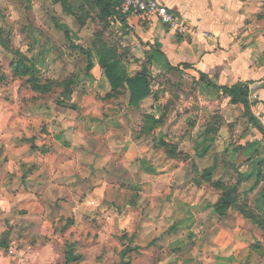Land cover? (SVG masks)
<instances>
[{
    "label": "rangeland",
    "instance_id": "obj_1",
    "mask_svg": "<svg viewBox=\"0 0 264 264\" xmlns=\"http://www.w3.org/2000/svg\"><path fill=\"white\" fill-rule=\"evenodd\" d=\"M99 5L0 0V102L25 110L34 132L44 131L42 152L76 158L81 173L73 178L94 187L73 207L55 202L54 233L34 237L29 246L45 261L34 262L148 264L152 256L144 251L161 254L172 238L161 245L136 237L195 235L201 226L189 230L171 220L173 206L182 219L193 209L184 203L203 201L209 210L204 231L222 224L235 236L231 247L251 251L263 264V134L239 106L178 69L175 59L150 57L141 43L135 51L123 25ZM257 17L264 21V0ZM112 60L129 76L148 79L149 96L138 105H131L128 88L113 89L105 72ZM8 241L4 235L0 248Z\"/></svg>",
    "mask_w": 264,
    "mask_h": 264
},
{
    "label": "crops",
    "instance_id": "obj_2",
    "mask_svg": "<svg viewBox=\"0 0 264 264\" xmlns=\"http://www.w3.org/2000/svg\"><path fill=\"white\" fill-rule=\"evenodd\" d=\"M158 1L192 23L198 34L180 36L157 19L136 13L122 15L126 20L123 24L126 37L135 43L133 49L136 51L141 43L148 53L151 47L160 45L166 58L175 59L178 69L200 81L199 73H204L220 85L253 82L250 84L251 110L264 127V21L257 17L260 0ZM156 56L162 55L156 53ZM34 129L25 110L0 102V239L6 235L11 242L7 249L0 248V264H37L33 257L36 262H44L43 256L29 246L34 237L54 233L49 214L55 202L60 200L58 208L73 207L81 195L94 188L73 178L76 170L81 173L76 158L62 153H43L44 131L34 132ZM33 137H36L34 143ZM105 187L103 185L104 190ZM184 205L193 207L192 211L181 219V211L175 204L173 207L177 210L171 220L190 227L189 230L200 225L201 230L195 235L190 232L173 236L141 233L136 237L139 243L157 239L165 245L162 240L172 238L161 254H155V250L144 251L146 256H152L148 264H241L245 257V264H257L251 251L231 247L235 236L222 224H217L212 233L204 231L209 213V210L204 212L208 209L206 203L191 201ZM196 209L200 211L196 213ZM154 219L145 221L158 224ZM176 241L184 243L178 246ZM157 257L162 259L158 261Z\"/></svg>",
    "mask_w": 264,
    "mask_h": 264
},
{
    "label": "trees",
    "instance_id": "obj_3",
    "mask_svg": "<svg viewBox=\"0 0 264 264\" xmlns=\"http://www.w3.org/2000/svg\"><path fill=\"white\" fill-rule=\"evenodd\" d=\"M99 6L106 18H111L116 25H123L126 23L125 18L118 10V2L116 0H99ZM151 47L150 52L154 54H160L166 58V55L160 45ZM92 67L90 63L89 69ZM185 67L188 65L185 64ZM106 75L113 87V89L128 88L131 92V105H138L140 101L149 96V82L145 75L140 74L138 76H129L127 69L119 60H112L105 65ZM201 81L207 86L217 89L223 96L226 97L229 105L239 106L244 116L248 118L251 126L259 133L263 134L264 139V127L258 122L256 116L251 110L250 101V84L253 82L245 83L238 82L232 86L220 85L212 82L207 78L204 73H199ZM249 177V176H248ZM8 248V247H7Z\"/></svg>",
    "mask_w": 264,
    "mask_h": 264
},
{
    "label": "built area",
    "instance_id": "obj_4",
    "mask_svg": "<svg viewBox=\"0 0 264 264\" xmlns=\"http://www.w3.org/2000/svg\"><path fill=\"white\" fill-rule=\"evenodd\" d=\"M118 10L122 15L136 13L147 19H157L164 27L180 36H195L197 29L192 23L182 19L175 11L169 9L158 0H116ZM208 35V33H206Z\"/></svg>",
    "mask_w": 264,
    "mask_h": 264
}]
</instances>
